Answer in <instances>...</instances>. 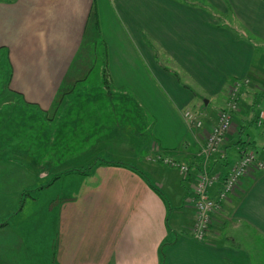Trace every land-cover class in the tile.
I'll return each mask as SVG.
<instances>
[{
  "label": "crops",
  "instance_id": "0c3cea01",
  "mask_svg": "<svg viewBox=\"0 0 264 264\" xmlns=\"http://www.w3.org/2000/svg\"><path fill=\"white\" fill-rule=\"evenodd\" d=\"M209 1L219 10L216 17L206 7L173 0H0V44L7 46L14 72L13 88L6 90L17 93L23 107L49 110L64 83L91 73L83 67L85 59H80L84 61L77 65L80 68L72 66L88 55L80 56L87 29L96 32L95 20L90 23L93 11L98 15L97 35L106 42V73L114 86L155 117L162 115L154 103L164 102L172 111V123H165L170 133L166 139L160 125L149 122L157 131L150 129L151 148L141 159L156 182L125 165L100 163L90 176L63 172L52 186L38 192L39 209L32 216L36 214L40 222L31 218L26 238L10 236L14 232L0 227V264H54V251L56 264H264V170H250L220 202L203 239L195 235L199 220L192 200L204 166L194 159L238 84V108L217 155L231 165L247 149L264 161V55L258 57L257 67L253 64L254 46H264V0ZM147 38L158 46L159 54L169 55L172 72L155 60ZM181 77L197 84L199 92ZM145 83L151 86L145 88ZM203 96L216 98L218 110L209 111L201 103ZM92 105L89 115L96 124V119L102 120L98 126H104L107 135H116L115 126L121 131L122 124L113 123L115 102ZM128 106L121 103L123 109ZM197 109L208 110L200 128L185 116ZM249 121L255 124L252 134L246 126ZM115 138L110 140L122 137ZM167 151L170 158L187 164L189 175L167 164L172 181L164 176L161 164L166 163L155 155L166 156ZM223 178L208 196L218 198ZM171 187L176 200L172 225L162 192ZM168 239L172 244L164 248L162 263L161 246Z\"/></svg>",
  "mask_w": 264,
  "mask_h": 264
},
{
  "label": "rangeland",
  "instance_id": "374dc122",
  "mask_svg": "<svg viewBox=\"0 0 264 264\" xmlns=\"http://www.w3.org/2000/svg\"><path fill=\"white\" fill-rule=\"evenodd\" d=\"M169 1L172 2V0ZM173 1H177L181 4H191L190 6L192 7H206V10L211 12L213 17H216L219 11L216 6L211 5L212 3L209 0ZM216 2L222 4L219 0H215V3ZM236 22L239 27L244 29V26L238 20H236ZM107 34L108 38H111L109 35L113 34L112 28H109V26ZM239 37L241 36L239 35ZM257 41L258 43L260 42L258 38ZM146 42L154 51L155 60L172 72V64L169 60V55L159 54L157 50L158 46L155 45L153 40L147 38ZM105 44L106 42L102 36L100 37L99 34L97 35L94 30L87 29L80 56L84 55V53H88V55H86V57H80L73 64L72 70H75L76 67L80 68L81 66L77 65L83 64L84 62L80 61V59H85V65L83 67H86L87 70L89 69L91 73L79 80H72L64 83L63 88L58 92V95H56L53 101L52 108L47 111L41 108L36 109V107L32 109L27 106L23 107L22 98L17 93L13 94L11 91L8 92L6 90L7 88H13L11 85L14 72L7 46L0 44V65L2 64L6 70L9 66L12 69L9 77L3 78L2 82L0 80V226L6 223L7 225H5V227L7 226L6 228L14 232V234L10 236L15 235L21 237V235L24 234L22 237L24 236L26 238L29 227L32 226V223H30V221H32L31 218L34 217L36 223L40 222L36 214L32 216V214L36 213L39 209V204L35 202V199L39 197V191L44 189L46 185V187L52 186V184L62 176L61 174H63V172L80 169L96 158H98L97 160L101 158V161L102 159L107 161H123L144 170L145 176H149L152 181L156 182L155 177L150 174L147 166L142 162L143 159H141L151 148L152 142L150 138L152 132L157 131V129L154 130V127L151 129L149 122L154 121V124L158 123L160 125V134L166 139L170 133H168L169 130L166 133L168 125L165 123H172V111L164 102L154 103V108L158 107L159 113L163 116L158 114V117H155L151 114L152 110L145 108L144 111H142L138 109L137 104L133 101L134 99L131 98L132 100H127L125 95L114 86L112 80L106 76L107 73L104 68L105 63L102 60ZM254 49L255 63L253 64L257 67L259 63L258 57L262 54L264 55V46H254ZM144 64L146 69L149 70L146 60ZM130 73L135 74V72L132 71H130ZM153 77L151 80L154 83L153 80L155 79ZM181 82L186 83L194 88L196 92H199L198 85L195 84V86L185 77H181ZM235 85L236 84L232 85V87L235 88ZM146 86L150 87L151 84L147 85V83H145L144 87L146 88ZM154 86L155 88L157 87L155 83ZM236 88L239 91L240 85L238 84ZM223 94L224 92L221 97ZM148 97H151V95L149 94ZM200 99L201 103L206 106L209 111H216L220 106L216 98L203 96L200 97ZM209 99H211V103H209ZM206 101H208V103ZM104 102L116 103L117 108L113 107V110H111L115 116L113 123L116 120L118 124H122L121 131L123 135L120 134V127L116 126L113 127L114 131L116 129V135H113V132L111 136L107 135L110 134V132H107L104 126H98L102 120L96 119L97 124L96 121H92V117L89 115L91 112L90 106L92 104L97 106V104H103ZM121 103L129 105L128 108L123 109ZM208 110L197 109L194 110V112L192 110L188 111L195 113L197 117L202 120L203 116L206 117L205 112ZM11 114L13 115L10 117ZM30 118L32 121H30ZM107 122L111 123L112 119L107 120ZM192 125L195 126L194 123ZM203 125L204 121L202 120V126ZM246 126L251 134L256 130L255 124L250 121ZM211 128L208 130V133H210ZM240 130L242 131V128H240ZM177 131L179 132L180 129H177ZM118 135L122 137L120 140H110L111 138L116 139L115 137H118ZM205 141L206 136L204 144ZM144 145L145 148H143ZM126 148L127 151L125 153ZM201 152L202 148L196 152V158L194 159L196 163L201 164L202 160L203 163L205 162V157L201 155ZM166 154L167 157L158 154L155 155V158L161 160V163H166L161 164L162 167H164L162 170H165L166 173L164 176L171 182L172 170L168 168L170 167L169 165L174 164L180 167V165L187 166V164H182L170 158L171 151H167ZM216 155L217 153L212 155L204 165H207L206 167L209 168V162H211L212 157ZM197 158H199L200 161ZM162 192L169 204V216L172 225V215H174L172 214V206L176 202L170 193L172 192V187L170 191L163 188ZM229 195L230 194H228V196ZM31 200H34V202ZM56 203L57 201H54V204ZM218 209L219 207L210 212V218L206 229L210 228L214 221V215ZM39 227L42 228V224H40ZM165 246L167 248V245Z\"/></svg>",
  "mask_w": 264,
  "mask_h": 264
},
{
  "label": "built area",
  "instance_id": "2783aa9c",
  "mask_svg": "<svg viewBox=\"0 0 264 264\" xmlns=\"http://www.w3.org/2000/svg\"><path fill=\"white\" fill-rule=\"evenodd\" d=\"M238 108L237 89L232 94L231 99L227 103V107L221 109L218 112L217 120L212 125L210 133L206 135L205 144L202 146L201 155L205 157L207 162L212 155L218 152L221 145H223L226 136L231 128L233 121L232 112ZM186 118L194 123L196 127L202 126V120L197 117L195 113L190 111L186 112ZM180 170L188 174L189 167L180 165ZM250 170H264V161L261 160L255 153L248 150L242 151L240 159L235 162L223 181V187L219 192L218 198H212L208 196V191L217 179H220V175H212L207 171V167L204 166V170L201 173L198 184L196 185V195L193 198V206L198 214V225L195 228V235L199 239H203L206 233L207 224L210 218V212L219 207V203L228 198V194L233 193L239 186L242 177Z\"/></svg>",
  "mask_w": 264,
  "mask_h": 264
},
{
  "label": "trees",
  "instance_id": "16d2710c",
  "mask_svg": "<svg viewBox=\"0 0 264 264\" xmlns=\"http://www.w3.org/2000/svg\"><path fill=\"white\" fill-rule=\"evenodd\" d=\"M2 1H7V2H12V1H14V0H2ZM95 9V8H94ZM92 20H95V25H96V33H99V23H98V15H97V13H94L93 11H92V14H91V16H90V23H91V21ZM103 57H104V59L102 58V60H103V62L105 63V66H104V68H105V70H106V51L104 50V52H103ZM11 72H12V69H11V67L9 66L8 67V69L6 70L5 69V67L4 66H2V64L0 65V80H1V82L3 81V78H7V77H9V75L11 74ZM106 76H107V74H106ZM0 82V83H1ZM236 144H238V142L236 143ZM247 150V149H246ZM242 151H244V150H242ZM242 151H241V154H242ZM240 157H241V155H240ZM98 158H96L95 160H93L91 163H89L88 165H84V166H82L80 169H75V170H70L71 172L72 171H76V172H79V173H82V174H85V175H88V174H91L94 170H95V168H96V166L98 165V164H100V163H105V164H109V165H125V166H128V167H131V168H133L134 170H136V172H138V173H140V174H142L144 177H146L145 176V174L143 173V172H141L140 170L138 171V169L136 168V167H134V166H132V165H129V164H127V163H124V162H116V161H107V160H103L102 159V161H101V158H99L100 160H97ZM240 159V158H239ZM206 162V161H205ZM205 162L203 163V160H202V163H203V165L202 166H207V165H204L205 164ZM235 162H237V161H234L231 165L229 164V161L225 158V159H221L220 157H218V155L217 156H215L214 157V159L212 160V164L210 163V171H208L210 174H212V175H217V174H220V177L221 178H223V176H222V171L223 170H226L225 171V176H224V178H223V181L226 179V177L228 176V174H229V172H230V169H231V167H232V165L235 163ZM201 163V164H202ZM200 163H199V165H201ZM216 167H217V169H216ZM224 167L226 168V169H224ZM207 169H209V168H207ZM255 171H263V170H255ZM214 172H220V173H214ZM247 174V173H246ZM245 174V175H246ZM188 175H189V173H188ZM244 175V176H245ZM243 176V177H244ZM242 177V178H243ZM151 186H153V188L155 189V190H157V192H161V190L160 189H158L157 187H155L154 185H151ZM231 194V193H230ZM229 197V196H228ZM220 204V203H219ZM5 225H7L6 223H4L3 225H1L0 227H2V226H5ZM169 244H172V240H169L168 239V241H165V242H163L162 243V246H161V256H162V263H165V253H164V248L166 247L165 245H169ZM55 264V263H54Z\"/></svg>",
  "mask_w": 264,
  "mask_h": 264
},
{
  "label": "water",
  "instance_id": "95a60500",
  "mask_svg": "<svg viewBox=\"0 0 264 264\" xmlns=\"http://www.w3.org/2000/svg\"><path fill=\"white\" fill-rule=\"evenodd\" d=\"M208 103V101H206Z\"/></svg>",
  "mask_w": 264,
  "mask_h": 264
}]
</instances>
